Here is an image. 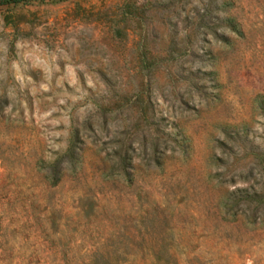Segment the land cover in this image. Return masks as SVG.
I'll list each match as a JSON object with an SVG mask.
<instances>
[{"label":"rangeland","instance_id":"1","mask_svg":"<svg viewBox=\"0 0 264 264\" xmlns=\"http://www.w3.org/2000/svg\"><path fill=\"white\" fill-rule=\"evenodd\" d=\"M0 264H264V0L0 3Z\"/></svg>","mask_w":264,"mask_h":264},{"label":"trees","instance_id":"2","mask_svg":"<svg viewBox=\"0 0 264 264\" xmlns=\"http://www.w3.org/2000/svg\"><path fill=\"white\" fill-rule=\"evenodd\" d=\"M20 1H29V0H0V3H17Z\"/></svg>","mask_w":264,"mask_h":264}]
</instances>
